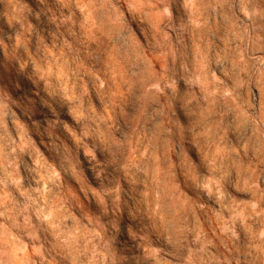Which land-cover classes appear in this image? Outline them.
<instances>
[{"label":"clouds","instance_id":"clouds-1","mask_svg":"<svg viewBox=\"0 0 264 264\" xmlns=\"http://www.w3.org/2000/svg\"><path fill=\"white\" fill-rule=\"evenodd\" d=\"M0 264H264V0H0Z\"/></svg>","mask_w":264,"mask_h":264}]
</instances>
